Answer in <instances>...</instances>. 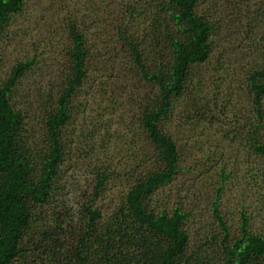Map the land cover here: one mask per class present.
Masks as SVG:
<instances>
[{"label": "trees", "instance_id": "1", "mask_svg": "<svg viewBox=\"0 0 264 264\" xmlns=\"http://www.w3.org/2000/svg\"><path fill=\"white\" fill-rule=\"evenodd\" d=\"M117 1L123 16L106 27L93 29L81 15L65 19L67 41L57 43L63 67L55 78L46 74L43 91L21 86L38 65L51 70L37 48L0 78V264H24L28 254L38 264H264V0L229 8L239 17L244 47L256 36L263 41L262 62L243 72L244 103L228 81L231 60L213 58L216 22L199 8L206 1ZM24 4L0 0V40ZM222 16L230 17L227 9ZM123 98L133 104L136 123L119 118L122 127L112 132L100 117ZM201 125L248 161L244 173L221 160L205 169L216 179L206 183L211 194L194 197L209 215L199 226L183 188L172 203L159 197L211 162L208 153L187 166L177 145L175 133ZM124 136L122 161L112 140ZM73 148L92 188H80L69 203L61 176ZM118 178L119 202L103 209L107 185ZM230 179L241 183L236 214L221 199Z\"/></svg>", "mask_w": 264, "mask_h": 264}, {"label": "rangeland", "instance_id": "2", "mask_svg": "<svg viewBox=\"0 0 264 264\" xmlns=\"http://www.w3.org/2000/svg\"><path fill=\"white\" fill-rule=\"evenodd\" d=\"M204 1H206V3L203 2L199 8L210 15V20L216 22L215 36L213 37V58H219L220 61L224 62L227 59L231 60V63L226 62L225 64L227 71L231 74V79L228 81L231 83V90L236 93L238 100L244 103L246 93L244 92L243 72L246 70V66L260 64L262 62L260 55L263 46H261L258 41L260 43H263V41L261 42L260 37L256 36L257 40H255L253 46L249 44L244 47L245 42H243V40L240 41V37L236 35V33L240 31L238 28L239 17L236 13L231 12L229 8L231 5L233 8L236 5H241L240 0H215L214 4H209L208 0ZM225 9L228 10L230 17L222 16ZM74 15H81L83 21L88 26H92L93 29H100L106 27L111 18L113 20L120 19V16L122 18L123 13L119 10L117 0H25L23 11L14 16L12 22L8 26L7 36L4 40H0V78L4 73L10 71L16 61L31 59L36 53L35 48H37L38 50L40 49L41 60L48 62L51 70L45 68L43 65H38L37 71L34 70L35 72L33 75H31L32 72H29V78L25 79L21 86L30 87L31 89H39L41 87L43 91L46 74H52V78H55L59 75L58 73L63 67V57L58 53L59 48L57 43L59 40L64 41L63 43L67 41L64 28L65 19ZM135 27L140 30L139 25L136 24ZM242 47L244 48L242 49ZM262 63H264V61ZM50 71L51 73H49ZM127 76L130 77L131 75L127 73ZM218 81L220 83V80ZM97 83L98 82L95 83L94 87L97 86ZM111 90L112 88L107 91L110 92ZM221 90L222 89H220V91ZM121 100H123L121 105L118 104V106L112 110L108 108L100 117L102 121L107 122V125L109 123L113 124V126H111L112 132H115L117 129L120 130L122 127L121 124H118L119 118H122L124 122L133 119L136 123L133 104L128 106L125 98ZM93 114L90 115L93 116ZM179 120L180 118L177 117L174 122H179ZM181 124H183V122H181ZM101 126H103L102 133H104L107 126L105 124ZM184 129H186V132L179 131L177 134L175 133V135L178 138V148L181 149L184 158L187 156V166L195 162H203V157L207 156L208 153L211 155V162H208L205 167L200 165L197 166V170L194 171L193 175H181L178 181L165 188L159 200H162L164 197H169V202L172 203L175 201V197L180 189L183 188L184 190H182L183 192L181 191L180 194L183 197L184 204L185 206H190L195 209L192 220L196 221V224L201 222L199 224L200 226L209 215L205 210L201 211V209H198V205L203 208L206 207L200 205L202 198L196 203L194 197L201 194H211V186L206 183L216 179L215 176L211 175V172L205 169L208 166L213 167V163L218 165L219 160H221V163L229 165L227 166L228 169L235 164L242 170L240 173H244V166L248 159L245 158L244 151L238 150L236 145L223 141L215 130L208 129L207 126L201 125L191 132L188 127ZM99 139L100 137L94 139V141ZM125 139H127V137L124 136V139L114 138L112 140L119 150V156L117 157L122 156L120 158L122 161L126 156V154L123 155L125 150L123 141ZM87 144L88 143H83L84 147L87 146ZM140 145L141 144H139V146ZM108 148L111 150V147ZM77 158L79 157L76 149H71L62 168L63 174L61 180L62 185L65 186L64 193L62 194L66 197L63 200H67L69 203L77 201L76 197L80 193V188L88 190L92 188V179L89 177V174H85L84 161ZM250 161H253L252 157H250ZM74 165L76 166L73 167ZM183 166L186 168V165ZM260 167L264 168V165L262 164ZM215 169L214 167L213 171ZM237 178L239 179L240 176H237ZM118 179L119 180H112L107 185L108 190L105 191L106 193L99 203L103 209L107 206H113L115 202H119L123 188L121 185L122 181H120L121 179ZM229 182L228 189L223 192L221 199L222 203L227 207L226 209L236 214V212H238L239 202H241L243 198L241 196V183L236 182L234 179H230ZM232 184L236 186H231ZM248 192L250 193V191ZM246 199L248 203H251L252 208H255L253 196H246ZM233 214L228 217L233 220V224L236 226V216ZM36 258V256L32 257L28 254L24 264H38V258V261H33ZM43 264H46L45 261Z\"/></svg>", "mask_w": 264, "mask_h": 264}]
</instances>
